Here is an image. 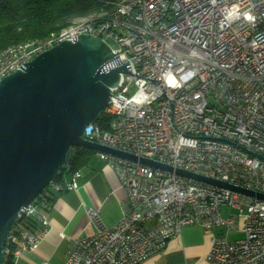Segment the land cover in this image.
<instances>
[{"label":"built area","instance_id":"obj_1","mask_svg":"<svg viewBox=\"0 0 264 264\" xmlns=\"http://www.w3.org/2000/svg\"><path fill=\"white\" fill-rule=\"evenodd\" d=\"M100 34L115 55L111 67L129 73L102 113L109 128L96 119L85 139L264 193V161L239 148L264 157V0H118L106 18L0 50V82L62 41ZM97 153L127 193L123 216L109 226L89 208L95 233L70 240L66 264H141L190 225L211 235L209 264H264V201ZM80 176L51 189H77ZM51 207L44 197L20 215L3 264L39 248ZM223 207L239 211L241 237L214 233L236 223Z\"/></svg>","mask_w":264,"mask_h":264},{"label":"water","instance_id":"obj_2","mask_svg":"<svg viewBox=\"0 0 264 264\" xmlns=\"http://www.w3.org/2000/svg\"><path fill=\"white\" fill-rule=\"evenodd\" d=\"M114 59L102 34L82 35L62 41L0 82V264L20 215L69 167L74 148L139 161L264 201V193L85 139L87 128L110 104L121 74L129 73L126 66L112 68Z\"/></svg>","mask_w":264,"mask_h":264},{"label":"crops","instance_id":"obj_3","mask_svg":"<svg viewBox=\"0 0 264 264\" xmlns=\"http://www.w3.org/2000/svg\"><path fill=\"white\" fill-rule=\"evenodd\" d=\"M75 172L81 175L76 179L77 189L63 192L51 189L53 204L49 211H45L49 220L48 235L37 250L22 253L15 264H66L70 240L95 233L89 208L101 211L109 226L121 220L127 193L115 170L95 152ZM73 174L65 173L59 184L66 186L73 179ZM222 211L234 218L236 223L229 233L225 228L216 229L214 233L229 234L231 239L241 237L243 222L234 216V209L223 207ZM210 246L211 235L205 233L202 227L186 226L164 251L153 254L141 264H209L207 254Z\"/></svg>","mask_w":264,"mask_h":264},{"label":"trees","instance_id":"obj_4","mask_svg":"<svg viewBox=\"0 0 264 264\" xmlns=\"http://www.w3.org/2000/svg\"><path fill=\"white\" fill-rule=\"evenodd\" d=\"M118 0H0V50L33 39H47L70 27L76 19L93 17L98 20L108 17L116 8ZM104 14L99 17L95 15ZM112 117L100 115L97 122L108 129ZM94 151L74 148L69 167L56 176L53 183L62 181L67 172H75ZM52 186V185H51ZM49 186L38 199L46 198L53 204ZM22 216L17 224L23 222ZM32 229H38L36 220L27 221ZM5 264H15L8 258Z\"/></svg>","mask_w":264,"mask_h":264},{"label":"rangeland","instance_id":"obj_5","mask_svg":"<svg viewBox=\"0 0 264 264\" xmlns=\"http://www.w3.org/2000/svg\"><path fill=\"white\" fill-rule=\"evenodd\" d=\"M101 15H104V14H99V15H95V16L99 17V16H101ZM92 19H93V17H86V18L76 19V20L73 22V24L78 23V22H81V21H89V20H92ZM73 24H72V25H73ZM72 25H71V26H72ZM68 28H69V27H68ZM66 29H67V28H66ZM110 44H111V46L114 47L115 49L118 47V45H117V43L115 42L114 39H110ZM238 213H239V211L236 210V209H234V216H235L236 218L238 217Z\"/></svg>","mask_w":264,"mask_h":264}]
</instances>
